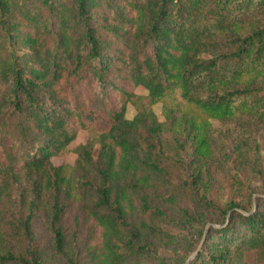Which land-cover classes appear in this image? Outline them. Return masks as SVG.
I'll use <instances>...</instances> for the list:
<instances>
[{
    "label": "trees",
    "instance_id": "1",
    "mask_svg": "<svg viewBox=\"0 0 264 264\" xmlns=\"http://www.w3.org/2000/svg\"><path fill=\"white\" fill-rule=\"evenodd\" d=\"M0 264H264V0H0Z\"/></svg>",
    "mask_w": 264,
    "mask_h": 264
},
{
    "label": "rangeland",
    "instance_id": "2",
    "mask_svg": "<svg viewBox=\"0 0 264 264\" xmlns=\"http://www.w3.org/2000/svg\"><path fill=\"white\" fill-rule=\"evenodd\" d=\"M137 91L140 92V93H146L147 89L144 86H139L137 88ZM154 109H155L157 115L159 116V118L163 119L162 110H161V103L160 102L156 103L154 105ZM135 112H136V109H135L134 105L132 103H129L128 107H127V116L128 117H132L135 114ZM88 137H89V131L80 130L78 132V134H77L76 139L70 144V148H74L79 143L85 142ZM76 156H77V154L73 150H71L70 152L65 153L62 156L53 157L52 161L55 164H60V163H63V162H71V163H73L75 161V159H76ZM24 184L25 183L21 184L20 186L19 185L16 186L17 192H20V191L23 190ZM226 197H227V194L222 193L219 196V199H217V200L220 203H222L224 201L223 199H225ZM34 231H35V234L37 236V241L39 242V244H41L42 246H46L47 248L51 247L52 235H51V233L49 231V227H48L46 221L44 220V216L42 214H38L35 217V220H34Z\"/></svg>",
    "mask_w": 264,
    "mask_h": 264
}]
</instances>
